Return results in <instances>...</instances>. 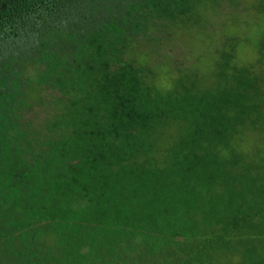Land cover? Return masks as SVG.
<instances>
[{
	"label": "trees",
	"instance_id": "16d2710c",
	"mask_svg": "<svg viewBox=\"0 0 264 264\" xmlns=\"http://www.w3.org/2000/svg\"><path fill=\"white\" fill-rule=\"evenodd\" d=\"M0 264H264V0H0Z\"/></svg>",
	"mask_w": 264,
	"mask_h": 264
}]
</instances>
